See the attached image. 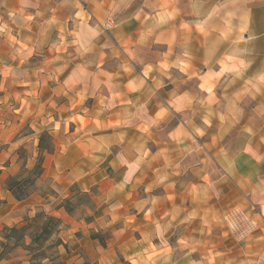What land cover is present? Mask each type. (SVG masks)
I'll use <instances>...</instances> for the list:
<instances>
[{"label":"clouds","instance_id":"clouds-1","mask_svg":"<svg viewBox=\"0 0 264 264\" xmlns=\"http://www.w3.org/2000/svg\"><path fill=\"white\" fill-rule=\"evenodd\" d=\"M0 264H264V0H0Z\"/></svg>","mask_w":264,"mask_h":264}]
</instances>
